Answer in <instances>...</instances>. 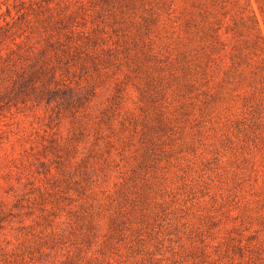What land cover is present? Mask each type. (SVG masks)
<instances>
[{
    "label": "rangeland",
    "instance_id": "obj_1",
    "mask_svg": "<svg viewBox=\"0 0 264 264\" xmlns=\"http://www.w3.org/2000/svg\"><path fill=\"white\" fill-rule=\"evenodd\" d=\"M46 1L102 28L100 60L78 71L83 106L0 109V264H62L74 246L97 264H250L246 237L264 241V0H137L123 17L98 0L31 6ZM18 3L0 0V24Z\"/></svg>",
    "mask_w": 264,
    "mask_h": 264
},
{
    "label": "trees",
    "instance_id": "obj_2",
    "mask_svg": "<svg viewBox=\"0 0 264 264\" xmlns=\"http://www.w3.org/2000/svg\"><path fill=\"white\" fill-rule=\"evenodd\" d=\"M26 1L29 3L27 6ZM98 1L100 6L109 7L107 10L111 13L118 11L120 17L137 7V0ZM18 4L16 17L8 9L10 19H4L0 24V109L28 101H54L56 106L69 110L85 105L93 90L91 86L82 84L78 71H85L89 64L92 68L97 67L96 61L100 58L96 50L101 37L95 31L101 33L102 28L79 30L71 14L54 9L48 1L36 8L31 6V0H19ZM140 17L144 23L148 21ZM250 19L255 24L253 15ZM118 30L119 27H112L115 34ZM257 33L256 27V36L260 38ZM258 47L261 50V46ZM244 57L241 49L236 47L232 59L239 63ZM109 242L111 244V239ZM107 244L108 240L104 245ZM245 247L250 264H264V241L258 231L246 237ZM74 248L66 250L62 264H97L93 252L86 256L87 250ZM99 252L105 254L102 247Z\"/></svg>",
    "mask_w": 264,
    "mask_h": 264
}]
</instances>
